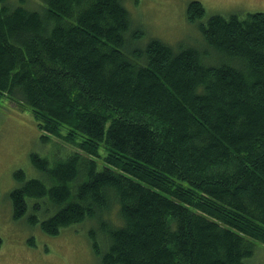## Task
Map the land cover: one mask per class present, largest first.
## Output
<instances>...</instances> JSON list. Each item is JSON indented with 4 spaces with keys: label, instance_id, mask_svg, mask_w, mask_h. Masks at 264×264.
<instances>
[{
    "label": "trees",
    "instance_id": "1",
    "mask_svg": "<svg viewBox=\"0 0 264 264\" xmlns=\"http://www.w3.org/2000/svg\"><path fill=\"white\" fill-rule=\"evenodd\" d=\"M204 13L187 3L203 39L174 46L142 43L123 0H0V96L65 146L30 153L37 176L13 172L14 218L47 234L93 222L100 264H249L264 242V12Z\"/></svg>",
    "mask_w": 264,
    "mask_h": 264
},
{
    "label": "rangeland",
    "instance_id": "2",
    "mask_svg": "<svg viewBox=\"0 0 264 264\" xmlns=\"http://www.w3.org/2000/svg\"><path fill=\"white\" fill-rule=\"evenodd\" d=\"M15 2L16 0H8ZM26 6L35 7L43 0H23ZM191 0H123L128 7L134 26L143 30L141 42L149 38L163 39L170 45H192L202 41L198 24L189 21L185 14ZM205 6L204 16L213 13L261 11L264 0H200ZM201 44V43H198ZM56 136L41 140L31 110L18 104L5 94L0 96V264H100V255L91 245L88 229L93 222L62 227L57 234H47L39 224L27 222L26 215L13 217L9 197L19 185L13 176L21 169L26 176H37L30 161L33 151L50 159L57 154L60 145ZM60 143V144H59ZM68 147V146H67ZM77 150V148H75ZM115 211L113 212V215ZM98 239V235L96 237ZM253 255L249 264H264V242L253 240ZM104 244L100 243L101 250Z\"/></svg>",
    "mask_w": 264,
    "mask_h": 264
}]
</instances>
